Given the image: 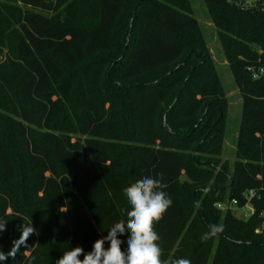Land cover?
<instances>
[{
  "label": "trees",
  "instance_id": "1",
  "mask_svg": "<svg viewBox=\"0 0 264 264\" xmlns=\"http://www.w3.org/2000/svg\"><path fill=\"white\" fill-rule=\"evenodd\" d=\"M204 2L230 33L242 99L232 163L228 100L189 0H0L3 264L91 251L126 219L124 189L149 176L172 199L154 226L162 264H264V4ZM249 190V218L215 207L242 208ZM210 224L223 231L201 241Z\"/></svg>",
  "mask_w": 264,
  "mask_h": 264
},
{
  "label": "clouds",
  "instance_id": "2",
  "mask_svg": "<svg viewBox=\"0 0 264 264\" xmlns=\"http://www.w3.org/2000/svg\"><path fill=\"white\" fill-rule=\"evenodd\" d=\"M166 187L160 179L150 176L126 187L124 196L130 208L126 219L113 221L106 230L107 235L96 240L91 251L75 247L65 251L55 264H162L160 238L154 226L172 206ZM222 231V226L210 224L200 239L207 241ZM81 256L83 259H79ZM6 259V255L0 252V264ZM172 264L191 262L187 258H176Z\"/></svg>",
  "mask_w": 264,
  "mask_h": 264
},
{
  "label": "rangeland",
  "instance_id": "3",
  "mask_svg": "<svg viewBox=\"0 0 264 264\" xmlns=\"http://www.w3.org/2000/svg\"><path fill=\"white\" fill-rule=\"evenodd\" d=\"M192 13L197 18L199 23V35L203 38L206 45L208 46V52L211 58V61L214 65V68L217 72L220 83L225 92V96L228 100V110H227V121L228 127L226 130L225 141H224V152L223 158L229 160L231 163L235 160V146H236V132L240 123V117L242 112V99L241 94L236 86L234 77L229 70V63L225 50L221 43L223 37H226L229 32L226 30L219 29L214 22V17L217 13V10L209 7L204 0H189L188 3ZM127 9L124 12L122 19V26L124 27L129 20ZM218 13H221V10L218 9ZM122 32L118 33V36L121 37ZM180 43H184V40H179ZM121 201L122 209L125 211V215L129 210L126 198L123 195L119 197ZM247 213L246 209H236L237 217L242 218L244 214ZM42 220H39L41 222ZM191 223H188L187 226L183 229V239H190L191 236L187 235ZM50 234H48L47 238Z\"/></svg>",
  "mask_w": 264,
  "mask_h": 264
},
{
  "label": "built area",
  "instance_id": "4",
  "mask_svg": "<svg viewBox=\"0 0 264 264\" xmlns=\"http://www.w3.org/2000/svg\"><path fill=\"white\" fill-rule=\"evenodd\" d=\"M234 3L236 6L243 8V9H248V10H254L259 7H261L264 4V0H234ZM261 73L263 71H260ZM259 75L255 74L254 77H258ZM258 197L257 192L254 190H249L244 193V199H245V205L240 208L239 206V201L237 199H231V200H226V201H221L215 204V207L222 212H227V211H236V209H246L247 213L244 214L242 218L247 219L250 216L254 215L255 209L253 208L251 204V200L255 197ZM264 216V212L262 214ZM264 229V226H263Z\"/></svg>",
  "mask_w": 264,
  "mask_h": 264
}]
</instances>
